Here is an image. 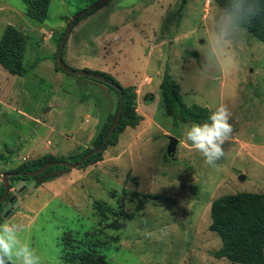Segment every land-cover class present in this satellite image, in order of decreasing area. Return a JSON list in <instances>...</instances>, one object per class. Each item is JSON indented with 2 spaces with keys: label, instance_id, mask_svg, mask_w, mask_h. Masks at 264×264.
Listing matches in <instances>:
<instances>
[{
  "label": "rangeland",
  "instance_id": "1",
  "mask_svg": "<svg viewBox=\"0 0 264 264\" xmlns=\"http://www.w3.org/2000/svg\"><path fill=\"white\" fill-rule=\"evenodd\" d=\"M98 1L50 0L37 23L25 16L24 0H0V39L7 26L26 39V74L0 65V185L28 160L75 163L114 121L118 95L57 64L68 22ZM229 2L238 12L244 2L254 11L264 0ZM62 59L72 70L109 74L126 85L133 104L97 161L35 178L48 181L19 198L17 219L8 223L19 226L21 243L40 264H92L97 257L106 264H238L215 257L222 242L210 229L212 202L264 195V44L216 0H108L75 22ZM221 104L233 132L213 167L185 132L210 122L202 114ZM169 106L200 121H175ZM91 116L94 125L79 133ZM169 136L178 139L173 160Z\"/></svg>",
  "mask_w": 264,
  "mask_h": 264
},
{
  "label": "trees",
  "instance_id": "2",
  "mask_svg": "<svg viewBox=\"0 0 264 264\" xmlns=\"http://www.w3.org/2000/svg\"><path fill=\"white\" fill-rule=\"evenodd\" d=\"M49 2L50 0H24L26 6L25 16L31 21L37 23L43 22L47 16ZM216 2L221 7V9H223L225 13L232 18L235 24L242 27L246 31L253 33L258 38V40L264 44V2L260 7L255 5L256 9L254 11L248 10L246 7L247 3L244 2L237 8L239 9L238 12H235V9H233V6H231L229 0H216ZM95 10L96 9L88 12L76 21L92 14ZM62 36L59 38L58 44L60 43ZM25 44V36H23L20 31L11 26H7L5 28L0 39V65L11 75L23 76L26 74V69L23 66V53L26 46ZM87 72L102 77L104 82H99L106 84L118 95V103L120 93L123 95L122 112L117 124L119 125L122 122L121 119L124 116V113L129 108V106H132L133 104V98L131 94L128 93L127 89L122 87L116 81V79H114L109 74L90 70ZM165 81L166 79L163 81L162 88L165 87ZM169 108L174 113L175 121L178 118L188 122L200 121L199 118L201 116H195L189 113H187L185 116H180L179 114L175 113L173 108L170 106ZM208 118L209 116L202 114V119L208 120ZM106 134L107 133H105V136ZM105 136L101 138L100 145L102 144ZM91 151L92 150H89L78 156H75L74 161L77 162L85 154ZM100 156L101 152L93 154L84 163L97 161ZM57 161L59 160H55L53 157L51 158V156H43L36 161L28 160L21 164V166H19L16 170L11 172L20 173L34 171L41 168L48 162ZM65 168L66 166H52L41 175L53 170ZM37 177L38 176H16L10 177L9 181L12 180L14 182H27L30 179L34 181ZM47 181V178H41L38 180V182H34L35 184H39ZM3 192L4 186L2 183L0 185V197L3 195ZM1 211L2 203L0 204V225L3 221ZM211 218L212 223L210 225V229L220 237L222 242V246L215 253V257L226 258L229 261L238 264H264V195L258 196L257 198L256 196L243 197L240 195L220 197L212 202ZM90 259L92 264H106L102 259H100V257Z\"/></svg>",
  "mask_w": 264,
  "mask_h": 264
},
{
  "label": "clouds",
  "instance_id": "3",
  "mask_svg": "<svg viewBox=\"0 0 264 264\" xmlns=\"http://www.w3.org/2000/svg\"><path fill=\"white\" fill-rule=\"evenodd\" d=\"M230 115L228 107L221 104L209 116L210 122L193 123L186 128L185 135L193 149L202 154L206 164L213 167L225 156L223 145L232 136L233 126L229 123ZM18 231V225L8 223L0 225V264H40V257L35 250L21 243L17 236Z\"/></svg>",
  "mask_w": 264,
  "mask_h": 264
},
{
  "label": "water",
  "instance_id": "4",
  "mask_svg": "<svg viewBox=\"0 0 264 264\" xmlns=\"http://www.w3.org/2000/svg\"><path fill=\"white\" fill-rule=\"evenodd\" d=\"M107 1L108 0H99L98 2L93 4L92 6L86 8V9L82 10L81 12L77 13L76 15H74L71 18V20L68 22V25H67L64 33H63L62 39L59 43L58 50H57V63L64 72L71 74V75L81 76V77H85V78L104 82V79L98 75L92 74V73L84 71V70H72V69L68 68L62 60V50H63V47L67 41V38H68L76 20L79 19L80 17L84 16L86 13L92 11L93 9H96V8L100 7L101 5L105 4ZM122 105H123V95L120 93L116 116H115L114 121L112 122L102 144L98 148H96V149L92 150L91 152H88L87 154H85L77 162L68 163L66 161L59 160L57 162H48L45 165H43L41 168L34 170V171H27V172H20V173L8 172V173L3 174L1 177V180H2V183L4 186V192H3V195L0 197V204L2 203L1 216L5 219L11 218V216H13L20 208L19 198L24 196L32 187L35 186V182L32 179L28 180L25 183H23L21 181H17L13 185V189H14L16 195H10L9 196V191H10L9 178L10 177H16V176L36 177V176H39L42 173H44L48 168H50L52 166H66V167L71 168V169L79 168L93 154H97V153L102 152V150L104 149L106 143L110 139V137H111L113 131L115 130V127H116V125L120 119L121 112H122ZM168 141L169 142L166 146V155L168 158L173 160L174 154L176 151V146L178 144V139L173 137V136H169ZM239 180H244V175H242V174L239 175Z\"/></svg>",
  "mask_w": 264,
  "mask_h": 264
},
{
  "label": "crops",
  "instance_id": "5",
  "mask_svg": "<svg viewBox=\"0 0 264 264\" xmlns=\"http://www.w3.org/2000/svg\"><path fill=\"white\" fill-rule=\"evenodd\" d=\"M79 62H81V66L82 67H80V68H83V66L85 65V63H86V61H85V58L83 59V57L82 58H80V60H79ZM122 85V84H121ZM123 87L124 86H126V85H122ZM88 116V115H87ZM97 120V119H96ZM95 118H93L92 116L86 121V123H85V126H83L80 130H79V133H81V132H83L85 129H86V127H87V125L88 124H92V125H94V123H95ZM50 132L51 131H53V130H49ZM81 131V132H80ZM52 155H54V154H52ZM32 160H36V159H32ZM18 213L19 212H16L12 217H11V219L8 221V222H6V223H9V222H11V221H14L15 219H17V215H18ZM5 224V223H4ZM3 225V224H2Z\"/></svg>",
  "mask_w": 264,
  "mask_h": 264
}]
</instances>
